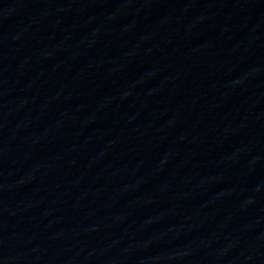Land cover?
Instances as JSON below:
<instances>
[{"label":"water","instance_id":"obj_1","mask_svg":"<svg viewBox=\"0 0 264 264\" xmlns=\"http://www.w3.org/2000/svg\"><path fill=\"white\" fill-rule=\"evenodd\" d=\"M0 264H264V0H0Z\"/></svg>","mask_w":264,"mask_h":264}]
</instances>
